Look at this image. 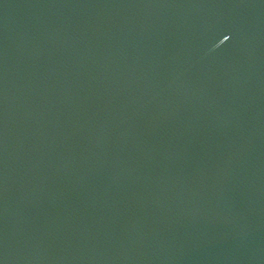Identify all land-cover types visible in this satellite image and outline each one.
Here are the masks:
<instances>
[{"label":"water","instance_id":"obj_1","mask_svg":"<svg viewBox=\"0 0 264 264\" xmlns=\"http://www.w3.org/2000/svg\"><path fill=\"white\" fill-rule=\"evenodd\" d=\"M0 264H264V0H0Z\"/></svg>","mask_w":264,"mask_h":264}]
</instances>
